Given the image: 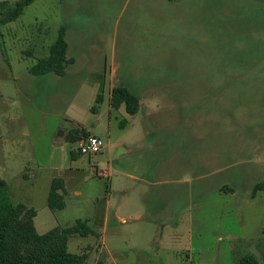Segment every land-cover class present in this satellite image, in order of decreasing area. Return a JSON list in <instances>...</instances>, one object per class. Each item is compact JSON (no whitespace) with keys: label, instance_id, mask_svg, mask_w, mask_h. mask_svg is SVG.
Wrapping results in <instances>:
<instances>
[{"label":"rangeland","instance_id":"obj_1","mask_svg":"<svg viewBox=\"0 0 264 264\" xmlns=\"http://www.w3.org/2000/svg\"><path fill=\"white\" fill-rule=\"evenodd\" d=\"M1 20L0 178L15 204L36 210L39 234L87 219L102 232L105 199L124 190L143 198L145 221L167 224V246L192 247L179 264H264V192L252 196L264 183V0H37ZM61 27L75 64L64 77L31 75ZM120 86L140 99L133 118L110 106ZM78 130L103 151L80 156L67 142ZM55 178L62 211L48 208ZM135 179L169 184L146 193ZM159 190L169 198L155 202ZM132 225L105 234L126 260L150 237ZM102 239L73 236L69 252L110 264Z\"/></svg>","mask_w":264,"mask_h":264},{"label":"trees","instance_id":"obj_2","mask_svg":"<svg viewBox=\"0 0 264 264\" xmlns=\"http://www.w3.org/2000/svg\"><path fill=\"white\" fill-rule=\"evenodd\" d=\"M37 0H18L15 6L8 9V0H0L1 24L7 25L21 18L25 10ZM67 28L61 27L56 42L50 47L48 57L40 59L29 72L33 76L56 75L64 77L67 69L75 64V59L68 57L66 41ZM99 97V103L101 102ZM110 106L119 110L125 107L131 118L141 110L140 99L124 86L112 90ZM128 124L123 120L121 127ZM90 135L83 130L72 132L67 142L76 144ZM80 154V153H79ZM81 156V154H80ZM73 158L76 155L72 154ZM264 192V183L255 185L252 196L255 198ZM66 187L62 178L52 181L48 197V208L51 211L65 209ZM37 212L24 204H15L10 196L8 183L0 178V264H88L89 253L71 254L69 242L73 236L87 238L98 233L88 220H78L73 226L55 228L46 234H39L34 219ZM264 260V257H263ZM238 264H261L253 255L244 256Z\"/></svg>","mask_w":264,"mask_h":264},{"label":"crops","instance_id":"obj_3","mask_svg":"<svg viewBox=\"0 0 264 264\" xmlns=\"http://www.w3.org/2000/svg\"><path fill=\"white\" fill-rule=\"evenodd\" d=\"M94 136V135H92ZM107 167L110 170H114L109 165ZM99 176L110 177V173L106 171L105 173H99ZM136 180V179H135ZM138 183L146 186V193L150 192V190H156V188L166 187L169 182L165 180H136ZM111 189H113V181L111 184ZM122 199H118L114 204L111 201V197L105 199L104 207L102 209V232H97L98 235L103 237L101 244V252H103L106 259H110V264H120L121 262L124 264H179L177 260L180 256V253L183 251H190L192 247L188 246L181 250H177L175 247L167 246L164 242L165 238V227L167 224H163L161 226H157L155 224V217L150 218L145 221V209L143 207V198L142 197H129L126 194V191L122 192ZM155 202L159 200H163V198L167 199L169 196L164 193V191H157L153 194ZM174 200L177 199L175 196ZM94 201V200H93ZM99 204V201L97 200ZM27 206V205H26ZM31 208V206H28ZM158 213V212H156ZM88 220V219H87ZM90 221V220H88ZM131 223L133 224L130 228L131 233L140 234L144 230H150V237L145 242L144 245H132L129 249L130 254L132 255L130 260H126L127 256L124 251L119 249L111 250L107 239L105 238V234L110 230V226L114 230L113 233H116L121 225ZM177 226V225H176ZM118 247V246H117ZM100 252V254H101ZM167 259H173L174 261H168ZM105 264H109V262H105ZM183 264V262H182Z\"/></svg>","mask_w":264,"mask_h":264},{"label":"built area","instance_id":"obj_4","mask_svg":"<svg viewBox=\"0 0 264 264\" xmlns=\"http://www.w3.org/2000/svg\"><path fill=\"white\" fill-rule=\"evenodd\" d=\"M78 153L81 155H97L103 151L104 143L96 136H89L78 143Z\"/></svg>","mask_w":264,"mask_h":264}]
</instances>
